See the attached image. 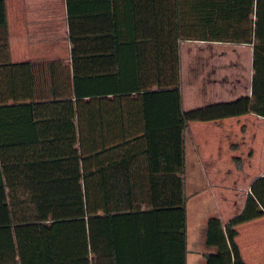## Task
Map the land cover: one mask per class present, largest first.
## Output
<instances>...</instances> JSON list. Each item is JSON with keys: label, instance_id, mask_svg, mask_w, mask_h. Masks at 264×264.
Segmentation results:
<instances>
[{"label": "trees", "instance_id": "obj_1", "mask_svg": "<svg viewBox=\"0 0 264 264\" xmlns=\"http://www.w3.org/2000/svg\"><path fill=\"white\" fill-rule=\"evenodd\" d=\"M67 12L71 68L0 61V264H187L189 123L264 118V0H67ZM185 41L253 44L252 96L184 111ZM262 217L264 176L228 223L209 218L205 264H247L238 227Z\"/></svg>", "mask_w": 264, "mask_h": 264}, {"label": "crops", "instance_id": "obj_2", "mask_svg": "<svg viewBox=\"0 0 264 264\" xmlns=\"http://www.w3.org/2000/svg\"><path fill=\"white\" fill-rule=\"evenodd\" d=\"M5 5L7 27L5 32L0 28L1 62L8 59L18 64L31 62L46 71L51 64L58 62L71 68L67 0H5ZM7 40L8 57L2 53V44ZM191 47L195 58L190 90L193 105L186 103V84L182 79L184 111L252 96L253 44L182 42V77L188 70L184 54L190 52ZM263 131L264 118L254 113L189 123L186 149L193 157L190 164L194 173L193 194L197 201H201L204 191H210L215 205L214 215L219 216L224 224L244 210L253 182L264 176ZM235 158L243 161L241 169ZM238 232L237 243L245 262L263 264L258 256L264 252V217L241 225ZM244 233L248 234L246 245L256 254L255 257L245 254L240 243ZM194 240L191 241L194 243ZM210 251L213 249L206 246L200 253L204 258V253Z\"/></svg>", "mask_w": 264, "mask_h": 264}, {"label": "rangeland", "instance_id": "obj_3", "mask_svg": "<svg viewBox=\"0 0 264 264\" xmlns=\"http://www.w3.org/2000/svg\"><path fill=\"white\" fill-rule=\"evenodd\" d=\"M192 45V44H191ZM190 45V46H191ZM193 47H191L190 52H185L184 54V64L188 66V70H186V74L182 79H184V83L186 84V103H192V95H191V85L193 81L192 67L195 63V58L193 57ZM238 50V49H237ZM240 51V50H239ZM222 77V76H221ZM188 103V104H189ZM264 137V131H263ZM188 148V145H187ZM192 155H188V150L186 149V173H185V181H186V195L188 198L187 202V210H188V256H187V264H205L204 258L202 257L200 251H205V235H206V227L207 221L211 217L210 215H214L215 205L213 201V197L210 194V191H204V195L201 197V201H197L198 198L194 196L193 191V176L194 173L191 170V161ZM248 160L249 158L246 157ZM187 161L189 162L187 164ZM202 185H204V181L202 180ZM192 238H195L194 243L191 241ZM247 238L248 234L244 233L243 237L240 240V243L244 246L245 254L254 256V253L249 250V245L247 246ZM264 252L259 253V260L264 264Z\"/></svg>", "mask_w": 264, "mask_h": 264}]
</instances>
